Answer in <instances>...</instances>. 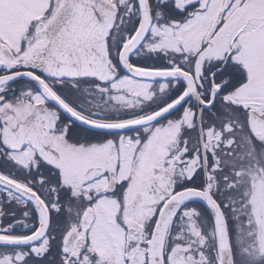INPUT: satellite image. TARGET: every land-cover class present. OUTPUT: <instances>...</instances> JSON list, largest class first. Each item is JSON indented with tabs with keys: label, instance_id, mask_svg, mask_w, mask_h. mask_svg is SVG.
I'll return each instance as SVG.
<instances>
[{
	"label": "snow or ice",
	"instance_id": "6c2138e0",
	"mask_svg": "<svg viewBox=\"0 0 264 264\" xmlns=\"http://www.w3.org/2000/svg\"><path fill=\"white\" fill-rule=\"evenodd\" d=\"M0 264H264V0H0Z\"/></svg>",
	"mask_w": 264,
	"mask_h": 264
}]
</instances>
